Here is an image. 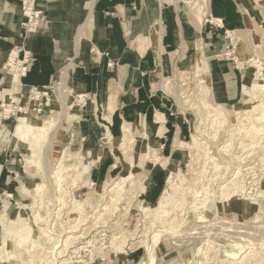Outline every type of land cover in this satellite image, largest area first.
<instances>
[{"label":"bare ground","instance_id":"1","mask_svg":"<svg viewBox=\"0 0 264 264\" xmlns=\"http://www.w3.org/2000/svg\"><path fill=\"white\" fill-rule=\"evenodd\" d=\"M168 1L171 3L176 15L178 2L183 1L187 18L190 19L192 24L198 30L202 29L206 19L209 17V0ZM94 2L95 0H81V17L78 19L76 27H74L73 37L68 41L67 46L58 51L55 58L56 78H58L57 86L60 93V102L64 110H66L68 106V94L73 92L72 76L74 72V59L78 56L88 57L90 59H96L98 57L97 52L91 48L92 46L90 44L91 30L94 22ZM254 2L257 3L258 6H264V0H254ZM32 14L33 8L30 3L26 6V27L24 29V39H26L28 43L37 31V27L30 19ZM248 17L249 21H258V16L249 13ZM216 20L221 22L220 19ZM244 31L245 30L241 29L228 31V33L234 42L241 43L244 41ZM152 33L153 35L150 41L148 38L140 41V51L138 52V56H141L146 48L153 47L156 56V70H159L162 68L163 55L165 54L163 45L161 44L162 30L160 26L158 25L157 27H154ZM262 34L264 36V30ZM176 37L180 54L183 58H186L184 63L191 64L196 72V76L198 77L197 83L200 85L199 91L201 97L204 96L202 97L204 98V102L202 100L199 102L200 104L201 102L204 104L202 108L206 107L207 110H204V113L209 117L207 118L203 116L204 114L200 111L201 106L199 107V103L197 102L198 104L194 112L197 114L201 113V115L198 116V120L193 123L195 126L192 127L193 132L191 138L195 141V146L194 144L189 145L190 142L180 138L179 134H176L174 137L172 149L173 151H179L184 154L185 161L176 162V160L172 158L173 164L168 167L169 178L167 183H171V189H174L175 195L180 191V196L177 197L173 194L168 196V189H164V192H161L155 205L142 198L143 192H141L140 189L143 186L144 188H147L150 180V174H148V172L153 168L155 162L161 159L162 156L158 150L162 146L158 137L155 135L157 132L154 134L153 131L145 132L152 136L153 141L149 139L136 141L135 127L141 125L139 120H137L135 124L124 123L122 125V134L117 137L112 135L110 131L112 117L120 105L119 95L116 86L113 83L114 81L112 80L113 82L111 83L107 100L103 106V113L105 114L103 120L106 121V123L104 125L100 145L95 149L88 148L82 153H80L81 148L72 149L73 147L71 146L63 148L62 155L57 161L58 164H56L53 169V178L56 181V185L51 188V194L45 196L43 193L46 191L44 184L38 182L37 196L39 198H35L30 206L28 205L29 203H19L17 200L14 201L10 199L11 203H4L0 208V264H27L26 258L28 257L30 264H38L39 262L35 260L38 251L41 253L38 254L40 257L39 261L41 262L39 264H95L96 260L94 254L98 255L101 262L106 261L108 262L107 264H117L120 259V255L118 254L126 252L125 247L129 245V236L121 231L115 232L112 234L109 244L106 246L105 244H107V242L102 243L103 240L99 239L101 237H98V235H100L98 229L104 227L109 220L111 221L110 218L115 216L119 210L122 209L123 205L126 203L125 200L128 197H132L131 195L136 192V186L139 181L141 182V186L138 192H136L138 194L137 200H139L138 206L141 207V211L146 215L145 218L150 219L152 226L158 224L156 225L158 227L154 230L155 233H153V243L149 248L152 249L156 244L158 245L164 236L168 237L169 240H172V242L177 245L181 244V241L182 243L185 242V238H187L189 240H195L196 243L194 248L204 256V259H207V262L211 259L213 260L214 257L211 256V253L209 254V252L213 250L215 253L218 251L224 253L223 257L219 259L222 264H248L252 261H256V264L259 262L261 264L264 263V233L258 231L260 229L263 231L264 225H257L255 227V230L257 229V231H254L252 228L239 223V221L235 222L231 220L230 217H225L226 219L224 220L223 217L219 218L221 212L225 214L228 212V215L233 216L231 200L235 196L238 197V195H244L243 197H247L244 202L243 211L249 212L252 205L251 201L257 200V202H260L259 198L261 199V197H258V195L262 196L264 194V190L258 191L256 194L257 197L254 198L255 196L253 195V192H250V187L245 181H240L238 179L240 177L242 178L244 175L243 167L245 164L242 166V163L246 161H243V159L249 156L248 154L245 156L242 151H255L257 147H261L259 134L264 132V82L254 81L251 84L249 90L251 91L253 98L258 99L257 104L253 106V109L245 108L242 113H240V116L244 117H241L240 119L238 118V124L230 129L235 137L231 136L226 142L222 143L224 144L222 148L220 147V149L229 152L231 145L233 146V138L236 139V136H240L241 141L238 142L240 148H237L240 150L241 148H246V150L242 149L240 156L236 157V154L234 153L232 158L224 157L226 161H220L223 156L217 158L211 154L213 151H211L207 139L214 140V138H217V134H219L220 131H223L221 130V127L226 131L225 129L229 126L227 125V120L229 119L230 107H228L227 104L216 102L213 99V90L211 89L210 84H205L206 80L203 75L211 81L212 74L208 59L204 54L203 42L200 39L198 41H184L179 30L177 31ZM138 39L140 40V38ZM17 55V50L11 51L7 64L5 63L0 67V74H3V80L6 84L5 87L0 89V99H5L6 97L7 103H10L11 99H13L12 97H15V95L19 92L21 93V91L23 92L25 100L28 98V88L24 87L20 80L22 71L13 67V61L17 60ZM182 72L185 71L181 70L180 73ZM163 86L164 85H162V87ZM166 87L167 85L165 86V89ZM47 89H49V87ZM191 93H193V91ZM41 94H47V92ZM175 95L178 98V95L181 94ZM197 96L198 95L196 94V97ZM77 97H84V94L78 92ZM205 97H208V99L206 100ZM181 99L182 98H178L177 102H179V100L181 102H186ZM53 113L52 117L46 120H35L34 122L28 121V119L23 116L19 118V122L14 130V136L18 139V144L13 148L15 149L14 151H18L19 155L20 152L22 155H28V152L32 151L31 155H29L30 158L38 153V148H41L46 140L51 142L54 138H58L59 135L57 128L60 125L59 122L62 119V115L59 117V113H56V115ZM196 113L194 114L196 115ZM207 120H209L208 123ZM164 121V116L161 113H157L156 127L159 131L158 135H161L165 129ZM246 123L249 125L243 128L242 126ZM143 129L145 128L143 127ZM246 138H249L250 140L246 142ZM213 140L211 142H214ZM106 144H110L109 150L106 149ZM49 145L51 144L49 143ZM189 146H191V148H198L201 156L204 158V165L202 163L204 170H201L202 175L199 176V179L202 182L198 187L189 183L188 178L182 173L184 168L190 166L192 163L190 162V159L187 160L191 157L189 155ZM137 152L139 153V156L135 159L134 156ZM248 153L250 154L251 152ZM110 154L116 156L117 163L124 161L127 162L130 171L127 174H124V176L113 178L116 170H111L107 176V181L104 182L100 180L99 182L90 184V181L86 180V178L91 174L92 169L100 166ZM237 154H240V152H237ZM261 157L262 156H260V160L264 161V157H262V159ZM76 158L80 159L81 167L78 166L80 163L79 161L72 165H67L65 163L68 159L75 160ZM117 163L115 164V168H118L116 167ZM178 163L181 164V166L179 165L178 167L176 165ZM47 165L45 167H47ZM137 165L141 170L145 169V174L140 173V171L137 174L136 171H134L133 168ZM207 165H211L214 173L207 182H204L205 180L200 177H205L203 172H205V167L207 168ZM34 167V164L27 165V170L32 171L34 174ZM45 167L43 169L44 171L46 170ZM226 170H228V172H226ZM179 171L181 174H179ZM46 172L47 171H45V173ZM227 173H230V175L224 180H221L226 177ZM263 173L264 172H262V175H264ZM177 174L182 176V178L179 179L181 180L180 185L176 182L178 180L176 179L178 176ZM68 176L71 178V180L69 179L71 181L70 185L74 186V188L71 189L76 190L77 194L71 193L70 195L67 190L68 186L64 187L65 185L63 182H65ZM197 177L195 176L194 178ZM129 183L130 187L127 186ZM93 186L96 187L93 188ZM82 188H88L87 193H85V195L82 194L83 196L80 194ZM13 189L14 187L10 186L9 189L4 192L6 198L14 196ZM29 192L30 189L22 184L21 193L24 194L23 198L27 196ZM67 197H69L70 200ZM69 208L70 210L64 212L65 209ZM71 213L75 214L72 215ZM54 218L55 220L53 221ZM192 219L194 220V227H184L187 225L186 222L188 223ZM90 222L92 223L88 225ZM149 228L151 227L149 226ZM36 230H39L38 236L36 235ZM148 231L149 230L147 229V232ZM89 232H96V234H94L95 237L90 239L89 236L91 233L89 234ZM254 232L257 233L254 234ZM218 233H222L225 236L227 234H232L234 239L230 240L227 244H224L223 242H220L221 240L218 239L219 237L215 235ZM252 234L256 235L252 237L257 241H252L247 238L248 235ZM236 235H239V237ZM88 238L90 240H87ZM140 242L141 245L136 250L146 247L145 240ZM60 247L61 249H59ZM106 248L109 249L107 257L102 253V250ZM88 253L91 256L90 260L85 259ZM188 260L190 261V258ZM188 264L192 263L189 262Z\"/></svg>","mask_w":264,"mask_h":264},{"label":"crops","instance_id":"2","mask_svg":"<svg viewBox=\"0 0 264 264\" xmlns=\"http://www.w3.org/2000/svg\"><path fill=\"white\" fill-rule=\"evenodd\" d=\"M182 3L183 1L178 2L176 15L168 0H95L90 44L98 57H76L74 60L79 59V63L73 68L72 82L75 81L80 88L91 93L96 104H99V96H103L105 104L114 81L120 105L112 117L110 131L113 136L121 134L124 123L135 124L139 120L140 126L146 131H153L154 134L157 132L155 135L163 147L165 144L162 141L170 129L175 130V135L185 138L183 119L170 112L172 99L166 97L154 82L152 74L156 71V56L153 47L146 48L138 56L140 41L147 38L150 41L154 27L158 25L162 30L161 44L165 54L179 49L176 37L178 30L184 41L200 39L203 42L218 100L234 102L240 94L244 86L242 72L231 62L223 60L218 47L226 39L228 31L241 30L247 26L249 13H253L254 0H209V17L201 30L187 18L181 7ZM33 6L42 15L35 24L37 31L28 43L24 39L26 23L22 2L0 0V67L8 62L11 51L17 50L19 57L27 52L32 60L20 80L28 90L32 87H48L54 83L56 55L72 39L74 27L81 17V0H34ZM3 85V75L0 74V87ZM157 113L165 118V129L161 135H158L156 127ZM96 119L92 124L85 118L79 122L76 135L83 148L95 139L99 138L101 141L103 126L101 119ZM3 122L8 130L10 124ZM173 142L174 140L166 145L168 155H164L171 159L179 152L173 151ZM87 145L93 149L99 146L98 143ZM8 155L9 153L5 155L4 152L0 154V203L10 186H18V176L14 174V166ZM113 164L111 165L109 155L100 166L92 169L90 178L103 180ZM162 169L164 168H157L155 165L148 172L150 180L142 193L144 200L153 202L158 198L164 181ZM28 179L30 177L26 176L20 181L27 186ZM15 188L14 194L17 193Z\"/></svg>","mask_w":264,"mask_h":264},{"label":"rangeland","instance_id":"3","mask_svg":"<svg viewBox=\"0 0 264 264\" xmlns=\"http://www.w3.org/2000/svg\"><path fill=\"white\" fill-rule=\"evenodd\" d=\"M181 7L184 10L183 12H185L184 3H182ZM252 15L258 16V21H255V22L249 21L247 26H245L243 28V30H245L244 31V41H242L241 43H239V42L236 43L233 41V39L229 35V33H226V36H227L226 39H224L222 41L220 47H218V49H221L220 54H222L223 60L231 62V64L233 66H236L238 68V70H240L242 72L244 86H243L242 90L240 91V94L234 100V102H222V101L218 100L217 95H216L215 90H214V85H213L215 83L213 82V80L210 81L206 76L203 75V77L205 78L206 82H208V83L205 82V84H207V85L210 84V87L213 90L212 91L213 99L216 102L227 104L228 107H230L229 119L227 120L228 121L227 125H229L230 127L228 126V128L225 129L226 131L229 130V131H227L228 133L226 131H224L223 127H221V130H223V131H220V133L217 134L218 135L217 138H214V140L212 139L214 142H211L212 140L209 138L207 139L209 142V147H211V151H213V153H211V154L217 158L223 156V158L220 160L222 162L226 161V159H224V157L232 158L234 153L236 154V157L240 156L242 152L244 153L245 156H247V154H248L249 156H247V158L243 159V161H246V162L242 163V166H243V164H245V166L243 167L244 168V172H243L244 175L242 176V178L240 177L238 179L240 181H245V183L250 187L251 191L250 190L249 191L253 192V195L255 196L254 198H256L257 197L256 194L258 193V191L264 190V179H263L264 175H262V172H264V161L260 160V156L264 157L263 156V153H264V149H263L264 148V139H263L264 138V132L259 134L260 135L259 137L261 139V142H260L261 147H257V149H255V151L251 150V151H246V152L242 151L241 152V150L243 148H241V150L237 148V147L240 148V144L238 143L241 141L240 136H236L239 139L233 138L234 140H232V142H233L232 144L234 147L231 145L232 150H231V147H230V149L228 148L229 152L224 151L223 149H220V147L222 148V146L224 145L222 143L226 142L231 136L235 137L234 134L231 133L230 129L234 128L238 124V118L240 119L241 117L242 118L244 117V116H240L241 115L240 113H242V111L245 108L246 109H253V106L257 104L258 99L253 98L251 91L249 90V87L251 86V84L254 81L264 82V36L262 34V32L264 30L263 29L264 18H262V17H264V6H261V5L258 6V4L255 3ZM185 59L186 58H183V56H181L179 49L176 50L175 52H172L171 54H164L163 60H162V68L159 70H156V64H155V70L156 71L152 75H153L154 82L157 84L156 86L160 87L163 90L164 95L166 97L172 99L173 104H172V106H169L170 112L173 115H179V117H181L183 119V121L185 123V130H186V135L184 136L185 138H183V139L189 141L190 142L189 145H191V144L195 143V141H193L191 138L192 132H193L192 127L195 126V125H193V123L198 120L197 118L199 115H201V113L204 114L203 116L207 117V115L204 113L205 112L204 110H207V109H206V107L202 108V106H204V104H202V102L200 104V102H199L201 100L204 102V100H203L204 98H202L204 96L201 97V94L199 91L200 85H199V83H197L198 77L196 76V72L192 68L193 66L191 64H185L184 63ZM78 61H79V59L73 61V68L76 66L75 64L79 63ZM189 65H190V67H189ZM181 70L185 71V72L180 73ZM178 71H179V73H178ZM182 76H184L185 78ZM57 82H58V78H56L54 83L49 86V89L45 90V92H47V94L37 93V91L31 92L30 91L31 89H29V90H27L28 98H26V100L23 97L24 95H23L22 91H21V93L19 92L20 95L16 94L15 97H12L13 99H11L10 103L6 102L7 101L6 97H5V99H0V147H1L0 148V154L2 152H4L5 155H7L9 153V155H10V156L8 155L9 160L12 163V166L15 167V168L13 167L14 174L18 176V181H17L18 186H16V185L13 186L14 188L16 186L15 190H17L16 191L17 193H15L14 196L11 198H6V196H3L1 199V203H0V208L4 205V203H8V204L11 203L10 199H12L14 201L17 200L19 203H22V202L29 203L28 205L30 206L35 198L36 199L39 198L37 196V183L38 182H42V184H44L46 191H44L43 193L45 194V196H48L49 194H51V192H50L51 188L55 187V185H56L55 184L56 181L53 178L54 177L53 176V173H54L53 169L55 168L56 164H58L57 161H58L59 157H61V155H62L61 153L63 151V148H65L67 146L73 147L72 149H80L81 148L80 153H82L88 149L89 146L87 144L95 145L98 143L100 145V143L102 141V140L99 141V138L95 139L94 141H91V142L85 144V148H83L80 138H78L76 135V130H77L79 122H81L82 118L88 119V122L91 124L93 123L94 119H96V118H98L99 120L101 119L103 130H104V125L106 123V121L103 120V118L105 116V114L103 113L104 97L99 96V98H98V103L99 104L103 103V104H101V105L96 104V101H94L95 97L91 93L86 92L85 90L80 88L79 85L76 84L75 81H73L74 82V83L72 82L73 83V85H72V89H73L72 91L73 92H70L68 94V97H67L68 106H67L66 110H64L63 106L60 102V93H59V88L57 86ZM5 85L6 84L4 83L3 87H5ZM162 85H164V86L162 87ZM166 85H167V87L165 89ZM3 87H0V89ZM171 91H173V92H171ZM190 91L191 92L193 91L194 94L191 93ZM78 92L84 94V97H81V98L77 97ZM188 93H189V95H188ZM175 94H177V95L181 94V95H178L179 96L178 98H182L181 100H184L186 102H181L180 100H179V102H177L178 98L176 97ZM196 94L199 97L198 96L196 97ZM174 95H175V98H174ZM205 99L207 100L208 97L207 98L205 97ZM183 103H184V105H183ZM197 104L199 105V107L201 106V108H202V109L200 108V111H201L200 114H197L196 112H194L196 110ZM181 106H183V107H181ZM53 111H54V113H53ZM52 113L55 115H56V113H59V117H60V115H62V119L59 122L60 125L57 128L58 129V135H59L58 138L57 137L54 138L53 139L54 141L51 140V142L46 140L43 143V145L41 146V148H38V153L35 156L30 157V158H29V155H31L32 151L28 152V155H22L21 152L19 155L18 151L15 152L14 151L15 149H13V148L15 145L18 144V139L14 136V130H15L16 125L19 122V118H21L23 116V117H26L28 119V121L34 122L35 120H37V121L46 120V119L52 117ZM194 113H196V115ZM207 118H209V117H207ZM3 121L10 124L8 130L6 129ZM208 121L209 120H207V123H208ZM244 122H246V121H244ZM247 123L244 124L242 127L243 128L245 126L247 127L249 125ZM135 128H136L135 139H137L136 141H144L145 139H149V140L153 141L152 136L148 135V133L146 134L145 132H147V131L145 129H143L140 125L136 126ZM174 131L175 130L170 129L168 131V133L165 135V138L162 141L165 144V146L163 147L161 145L162 147L158 150L162 157L160 160H158L154 164V166L156 165L157 168H161V167L164 168V169H162V174H164V181L162 184L161 192L162 191L164 192V189H168V194H167L168 196H170L171 194L175 195L174 189H171V185H170L171 183H167V180L169 178L168 167H169V165L173 164V161H172L171 157H168V156L165 157L166 155H168V149H167L166 145L172 143V141L174 140V137H175V136H173ZM97 132H99L98 129H97ZM121 134H122V131H121ZM99 135H100V132H99ZM99 135H98V137H99ZM249 140H250L249 138L248 139L246 138V142H248ZM49 143L51 145H49ZM106 146H107L106 149L109 150L110 144H106ZM194 146H195V144H194ZM189 147H190L189 148V155L191 157L188 158L187 160L190 159V162H192V163L190 166L185 167L184 170L182 171V173L188 178L189 183L196 185L198 187V186H200L199 184H201V182H202V181H200L199 176L202 175L201 170H204L203 169L204 168L203 167L204 158H203V156H201L198 148H196V147L191 148V146H189ZM243 150H246V148H244ZM217 152L219 153V155ZM237 152H240V154H237ZM248 152H251V153L249 154ZM253 154L254 155L256 154L255 157ZM138 156H139V153L137 152L135 154L134 158L136 159V158H138ZM242 157H244V156H242ZM262 157H261V159H262ZM110 159H111V165L114 163L113 166L110 168V171L116 170V173L113 175V178L124 176V174H127L130 171L127 162L124 161L121 163H117L116 156L111 155V154H110ZM174 159L176 160V162H179V161L183 162V161H185V155L182 154L181 152H178L174 155ZM30 160L33 162H31ZM78 161L80 162L78 164V166L81 167V161H80V159H77V158L75 160L68 159L65 163L67 165H72L73 163L78 162ZM247 162H249V163H247ZM45 163H46V165L48 163L47 167H45L46 166ZM116 163H117L116 167H118V168H115ZM202 163H203V165H202ZM30 164H34V166H35L34 167L35 168V171H34L35 176L32 173V171L27 170V165H30ZM43 164H44V167L46 169L45 171L48 172V173L46 172L47 174L43 170L44 169ZM176 165L178 167H179V165L181 166V164H179V163ZM260 165H261V167H260ZM137 166L135 168H133L134 171H136L137 174L139 171H140V173L145 174V172H146L145 169L141 170L140 167L139 166L137 167ZM208 167H209V169H208ZM247 167L249 168L250 171L248 170ZM210 168H211V165H207V168L205 167V169H206L205 172H203L205 177H200L201 179L205 180V181L203 180L204 182H207L212 177V174L214 173V170L212 168L211 169ZM178 170H179V168H178ZM109 172L107 173L106 177L103 178L102 181H104V182L107 181V179H108L107 176H108ZM226 172H228V170H226ZM179 174H181L180 171H179ZM179 174H177L178 176L176 177V179H178V180L176 182H178V184L180 185L181 180H179V179H181L182 176ZM249 174H252V175H249ZM45 175H46V177H45ZM51 175H52V177H51ZM206 175L207 176L209 175L208 178ZM228 175H230V173H227L226 177H224L221 180H224L225 178H227ZM26 176H28V178L30 177V180L28 179V181L26 182L27 186L25 185L26 187H28L30 189V192L28 193L27 196H25L23 198L24 194L20 193L22 190V186L20 187V184L22 185V182L19 180L22 177H26ZM89 176H88V178H86V180L90 181V184L94 183V182H99L98 180H92ZM195 176L196 177L198 176V177L194 178ZM67 179L65 180L66 183L63 182L65 185L64 187L68 186L67 190L69 191L70 195H71V193H76V190L71 189V188H74V186L70 185V182H71L70 176H68ZM18 182H20V183H18ZM189 183H187V184H189ZM127 186L130 187V183ZM140 186H141V182L139 181L137 183V186H136L137 187L136 192H138ZM95 187L96 186H93V188H95ZM87 189L88 188H82L80 190V194L85 195V193H87V191H88ZM145 189H146V187L144 188V186H143L140 189V191L144 192ZM136 192L131 195L132 197H128L129 199L126 197L127 198L125 200L126 203L123 205L122 209L119 210V212L115 216L110 218L111 221L109 220L108 223H106L104 227H100L98 229L100 231V235H98V237H101L99 239L103 240L102 243L107 242V244H105L106 246L109 244L110 238H111L112 234L115 232L121 231L122 233L127 234V236H129L128 237L129 245H127V247H125V250H126L125 253L118 254V255H120V259H119L117 264H188L189 262L192 264H222L219 260L224 255V253L222 251L221 252L218 251L217 253H215L213 250L210 251L209 254L211 253V256H213L214 258H213V260L211 259L207 262V259H204V256L199 251H197L196 248H194L196 242H195V240L193 241V239L189 240V239L185 238L186 241L183 243L181 241L180 242L181 244H179L180 245L179 246V245L173 243L172 240H169L168 237L164 236L163 239L161 240V242L158 243V245L156 244L152 249L149 248V247H151V244L153 243V233H155L154 230L158 227V226H156L158 224L152 226L150 219L145 218L146 215H144V212L141 211V207L138 206L139 200H137L138 194ZM161 192H160V194H161ZM160 194H159V196H160ZM179 194H181L180 191L175 196L178 197V196H180ZM159 196H158V198H159ZM243 196L244 195H241V196L238 195V197L235 196L231 200L233 216L228 215L227 214L228 212H226V214L221 212V214L219 215V218L223 217V220H224V219H226L225 217H230L231 220H233L235 222L239 221V223L244 224L249 228H252L254 231H257V229L255 230V227L257 225H264V194L262 196L258 195V197L259 196L261 197V199L259 198L260 202L259 201L257 202V200L251 201L252 205L250 207L249 212L243 211L244 202L247 199V197H243ZM67 198H69V197H67ZM142 198H143V195H142ZM158 198H156L153 202H150V203L155 205V203H157V201H158ZM69 200H70V198H69ZM69 205H70V203H69ZM31 210H33V209H31ZM68 210H70V208L65 209L64 212H67ZM71 214L73 215L75 213H71ZM54 220H55V218L53 219V221ZM192 220L188 223L186 222L187 225H185L184 227H186V226L187 227H194V220L193 221ZM91 223L92 222H90L88 225H90ZM222 224H224V223H222ZM149 226L151 228H149ZM102 228H104V229H102ZM147 229L149 230L148 232H147ZM150 229H152V230H150ZM258 231L264 233V230L261 231V229H260ZM36 232H37L36 235L38 236L39 230H36ZM132 233H133V235H132ZM256 233L254 232V234H256ZM89 234H90L89 238L91 239V238L95 237L94 234H96V232L95 233L89 232ZM215 235L218 236L219 237L218 239L221 240L220 242H223L224 244L225 243L227 244L228 242H230V240L234 239L232 234H227L225 236L222 233H218ZM236 236L239 237V235H236ZM252 236L254 237L256 235L252 234V235H248V237L247 236L246 237L251 239L252 241H257ZM89 238L87 240H90ZM135 238H136V240H135ZM87 240H85V241H87ZM143 240L146 241L145 242L146 247H142L141 249L136 250L141 245L140 241H143ZM196 240H198V239H196ZM59 249H61V247ZM102 253H104L105 256L107 257L109 254V249H107V248L103 249ZM38 254H41V253H39V251H38ZM38 254H37V256H35V260L37 262L41 263L39 261L40 257L38 256ZM94 255H95V260H96L95 264H107L108 263L106 261L101 262L98 255L97 254H94ZM90 257L91 256L88 253L86 255L85 259L90 260ZM28 258H26V260H27L26 262H27V264H30ZM189 258H190V261L188 260ZM106 260H108V259H106ZM191 261H193V262H191ZM251 263L256 264V261H252ZM258 264H261V263L259 262Z\"/></svg>","mask_w":264,"mask_h":264},{"label":"built area","instance_id":"4","mask_svg":"<svg viewBox=\"0 0 264 264\" xmlns=\"http://www.w3.org/2000/svg\"><path fill=\"white\" fill-rule=\"evenodd\" d=\"M22 2V5H23V10H24V15L26 13V6L28 4H32V8H33V14L31 15V22L35 25L36 23H38V19L40 17V15H42L40 12L38 11H35L34 10V0H20ZM17 60L13 61L14 65L13 67H15V69L17 70H21L22 71V74H25L26 71H27V68H28V65L29 63L31 62V57L29 56V54H27V52H24V55L23 56H20L17 55ZM49 87V86H48ZM48 87H32L30 88L31 92H35L37 91V93H44L45 90L48 88ZM52 88V87H51Z\"/></svg>","mask_w":264,"mask_h":264}]
</instances>
